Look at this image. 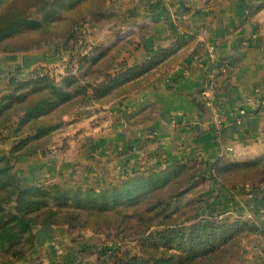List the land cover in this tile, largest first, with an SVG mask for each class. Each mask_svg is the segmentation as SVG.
Listing matches in <instances>:
<instances>
[{
    "label": "trees",
    "instance_id": "16d2710c",
    "mask_svg": "<svg viewBox=\"0 0 264 264\" xmlns=\"http://www.w3.org/2000/svg\"><path fill=\"white\" fill-rule=\"evenodd\" d=\"M108 2L0 0V53L14 55L53 44L69 63H76L60 79L43 67L21 79L17 69L0 96V264H21L38 243L35 230L46 224L70 232L112 231L137 241L135 253L112 251L109 258L83 264L247 263L246 241L252 236L264 239V219L212 211L201 219L198 210L187 224H163L169 217L168 198L206 182V162L146 163L120 180L96 184L24 186L16 175L15 163L44 153L76 111L129 95L174 66L177 48L129 65L121 50H114V42L90 45L87 37L115 15L107 11ZM197 105L203 110L204 99ZM152 113V106L145 105L125 120L142 123ZM13 122V141L3 152L11 138L3 133ZM211 173L222 187L264 186V152L245 160L222 156L211 165Z\"/></svg>",
    "mask_w": 264,
    "mask_h": 264
},
{
    "label": "crops",
    "instance_id": "0c3cea01",
    "mask_svg": "<svg viewBox=\"0 0 264 264\" xmlns=\"http://www.w3.org/2000/svg\"><path fill=\"white\" fill-rule=\"evenodd\" d=\"M107 11L115 15L87 37L90 45L114 42V50L120 49L129 65L177 48L174 66L129 95L76 111L44 153L15 163L22 184H96L120 180L146 163L203 161L210 175L200 187L216 189L209 190L214 209L230 201L244 207L246 197L264 196V186L222 187L211 173V165L222 156L248 159L264 152V105L258 103L264 97V0H109ZM57 58L66 55L53 44L14 55L0 53V96L15 70L25 79L35 69L52 67ZM214 67L224 68L216 75L219 133L197 105ZM145 105L152 106L150 119L128 124L126 116ZM14 126L3 133L11 137L3 152L13 141ZM243 212L260 220L264 206L249 204ZM65 233L63 227L52 226L21 264L70 263L72 254L55 255L52 247V241L63 237L67 250L78 249L79 240L68 242ZM259 241L262 249L248 256L246 264H264V239ZM84 261L79 257L78 264Z\"/></svg>",
    "mask_w": 264,
    "mask_h": 264
},
{
    "label": "rangeland",
    "instance_id": "374dc122",
    "mask_svg": "<svg viewBox=\"0 0 264 264\" xmlns=\"http://www.w3.org/2000/svg\"><path fill=\"white\" fill-rule=\"evenodd\" d=\"M96 41L99 42L98 39ZM44 68H50V72L53 75H55L57 79H60L65 72H68L69 70H75L76 63H69L68 56L66 55V58H63L61 60L57 58L54 64L52 65V67L44 66ZM245 159L246 158L236 159V160H245ZM77 184L73 183L71 185H77ZM209 190H213V192H215L216 189L214 187H212V189H209L204 186L203 187L199 186L197 189L189 193H186L181 197L173 196L168 198L167 207H168L169 217L164 220L163 224L165 223L174 224L179 222L187 224L190 222L187 220L188 217L189 218L193 217V214H195V212L198 210L200 211L199 218L201 219H205L206 217H209L207 216L209 211L214 212L213 213L214 215H216L217 213H221V216L229 215V217L231 218H239L241 215L245 216V213L243 211L245 210V212L247 213V208L249 204L255 205V203H259L260 208L264 206V201H263L264 196L262 194H255L254 196L251 195L246 197L245 201L242 200L241 196L239 197L240 198L239 201H243L242 203L244 207L239 206L238 205L239 203H234L229 200L230 203L227 204L226 202V205L225 203H223L221 207L217 208L216 210L212 208L211 205L212 193L209 192ZM249 191L251 192L250 189ZM225 210L227 211L226 213H224ZM255 212H258L256 208H255ZM260 219H264V216H261ZM64 229L66 231L64 236L68 242H72V240H74L73 242H75L76 239L79 240L76 242L77 243L76 246H78V249L76 248V250H74L72 248L70 250H67L66 245L65 246L63 245L65 243L63 237H59L56 240V242L52 241L53 242L52 247L54 248L53 251L55 255L62 256V254H64L65 256L64 258H66L67 255L72 254V259L68 264H78L79 257L84 258L85 260L84 262L97 263L100 260L102 261L106 258H109L112 251H114L115 253H123L125 251H130L132 253H135L138 251L137 241L135 238L122 237L120 234H116L115 232L112 231L103 232V233H94L89 230H84L81 232H76V231L70 232L67 228ZM259 239H260L259 237L252 236L251 238L248 239V241H246L244 253H246L247 256H252L253 254H255L256 252L262 249V243L259 241ZM57 245H60L62 247L61 252L58 251L56 252Z\"/></svg>",
    "mask_w": 264,
    "mask_h": 264
},
{
    "label": "built area",
    "instance_id": "2783aa9c",
    "mask_svg": "<svg viewBox=\"0 0 264 264\" xmlns=\"http://www.w3.org/2000/svg\"><path fill=\"white\" fill-rule=\"evenodd\" d=\"M158 0H151V2H156ZM224 68H218L215 67L209 74L207 81L205 83V87L202 91V96L204 99V110L209 114L211 121L214 125V130L216 133L220 132L221 128V110L219 105L216 102V93L218 92V80L216 78V75L219 71H223ZM258 103L260 105H264V97L258 99ZM238 112H241V110H238ZM62 247L60 245L56 246V252H61Z\"/></svg>",
    "mask_w": 264,
    "mask_h": 264
},
{
    "label": "water",
    "instance_id": "95a60500",
    "mask_svg": "<svg viewBox=\"0 0 264 264\" xmlns=\"http://www.w3.org/2000/svg\"><path fill=\"white\" fill-rule=\"evenodd\" d=\"M196 127H198V124L195 125V128ZM51 228H52V225L46 224V225L38 227L35 230L34 233H35L36 238L38 239V244H41L42 242H44L47 232L50 231Z\"/></svg>",
    "mask_w": 264,
    "mask_h": 264
}]
</instances>
